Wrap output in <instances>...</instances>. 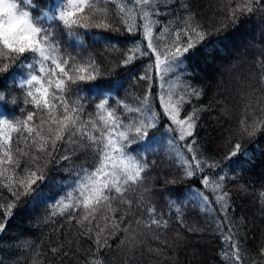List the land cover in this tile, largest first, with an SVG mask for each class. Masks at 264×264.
<instances>
[{"label": "trees", "instance_id": "trees-1", "mask_svg": "<svg viewBox=\"0 0 264 264\" xmlns=\"http://www.w3.org/2000/svg\"><path fill=\"white\" fill-rule=\"evenodd\" d=\"M168 4L167 8L161 7L162 12H167L159 17L162 22L183 15L181 5L186 4L208 34L184 57L182 80L201 90V95L187 98L190 103L183 105L181 118L193 108L203 109L196 121L194 147L199 159L217 166H205L202 172L188 177L185 166L166 143L157 145L154 152L144 153L148 164L144 182L126 194L133 202L131 209L127 205L119 206L121 212L126 213L121 229L130 225L128 232L118 231L111 236L108 240L111 247L102 249L99 257L104 264H231L225 258V254L233 251L231 242L225 240V236H231L239 242L243 264H264V255H261L264 248V128L249 136L242 131L240 123L247 117L251 124L253 113L261 117L260 105H264L260 67V62L264 61V0H260L261 9L247 15L238 14L235 22L228 17V0H168ZM253 4L255 8V0ZM34 5L38 10L47 11L52 0H34ZM109 7L115 11L111 5ZM32 15L38 12L33 11ZM111 23L113 29L108 31L75 29L82 39L80 44L66 34L60 23L49 22L62 51L71 53L80 62L94 60L99 69L96 80L71 85L69 96L82 94L86 113H94L95 105L103 99L95 94L96 86L119 84L121 86L110 93L109 106L126 119L134 118L136 114L123 113L117 101L132 107L139 104L149 87L148 81L141 77L151 61L144 57L124 65L128 50L141 36L128 33L118 18L113 17ZM96 37H107V40ZM21 75L15 66L7 73H0V91L5 96V101L0 103V113L9 118L23 119L26 112L34 110L26 103L25 90L13 82ZM152 77L153 106L155 111L161 112L159 79L154 70ZM104 91L110 92L107 87ZM168 123L161 115L159 126L149 132V140L160 138ZM191 139L177 140V147L188 159L191 153L184 145ZM236 143L241 145L240 154L226 158ZM141 148L142 145L134 144L130 151L140 154ZM92 165L89 151H77L68 161L53 160L46 166L42 163L45 181L39 183L31 195L21 196L7 218L4 210L14 198L7 189H0V221L6 219L7 224L0 234V264H89L97 255L94 233L89 238L68 213H52L58 199L73 185L76 172ZM218 175L225 176L223 191L229 196L226 211H222L216 201L221 193L205 188L201 182L204 176L215 179ZM197 191L207 196L209 202L197 196ZM148 204L155 207L156 219L167 221V227H143L144 222L151 220ZM121 212L116 213L118 220ZM138 220L142 222L140 225L136 223ZM54 248L58 249L55 253Z\"/></svg>", "mask_w": 264, "mask_h": 264}, {"label": "snow or ice", "instance_id": "snow-or-ice-1", "mask_svg": "<svg viewBox=\"0 0 264 264\" xmlns=\"http://www.w3.org/2000/svg\"><path fill=\"white\" fill-rule=\"evenodd\" d=\"M228 3V17L234 22L238 14L247 15L261 9L260 0H255V8L253 0H235V3L228 0ZM109 5L115 9L114 12ZM161 7H169L168 0H52L47 11L36 9L34 0H0V73L9 72L11 66L22 73L13 82L25 90L26 103L34 109L26 112L23 119L9 118L0 113V189H7L14 198L4 210V215L10 217L15 202L21 196L34 193L39 183L45 181L42 163L46 166L53 160L68 161L77 151H89L92 167H82L76 172L73 185L58 199L52 213H68L89 238L94 233L97 255L90 259L89 264H104L99 253L111 247L109 238L118 231L128 232L130 225L121 229L126 213L121 212L119 206L127 205L131 209L133 202L126 194L144 182L148 171L144 153L154 152L157 145L166 143L170 152L185 166L188 177H193L197 171L202 172L205 166H217L199 159L194 147L196 121L203 109L193 108L181 118L183 105L190 103L187 98H199L201 95V90L182 80L184 57L208 34L186 4L181 5L183 15L167 22L159 19L161 15H167ZM33 11L38 15L33 16ZM113 17L119 19L128 33L141 36L139 42H133L122 63L128 65L144 57L151 61L141 77L148 81L149 87L139 104L132 107L117 101L123 113H134V118L126 119L116 108L109 106L110 93L117 90L121 86L119 84L96 86L95 94L103 99L95 105L94 113H86L81 102L82 94L74 98L69 96L71 85L96 80L99 69L94 60L80 62L71 53L62 51L49 24L60 23L68 36L82 44L75 29L108 31L113 29ZM95 39L106 41L107 37ZM260 67L261 85L264 86V61L260 62ZM153 70L159 79L161 112L155 111L152 102ZM105 87L110 90L108 94ZM4 101V93L0 91V103ZM260 110L261 117L253 113L251 124L247 117L241 119V129L249 136L264 128V105H260ZM161 115L169 121L168 126L160 138L149 140V132L159 126ZM173 133L175 135H171ZM189 137L192 139L184 148L191 153L190 159L177 147V140L184 141ZM134 144L142 145L140 154L130 151ZM240 149V143H236L226 158L237 156ZM224 179L223 175L201 179L205 188L221 193L216 196V201L221 204L222 211L229 207L228 193L223 191ZM196 195L205 203L209 202L208 197L199 191ZM147 211L151 220L143 223L144 228L150 229L153 225L167 227V221L155 218L153 205L148 204ZM117 212H121L119 220ZM76 213L80 215L77 217ZM136 223L140 225L142 222L138 220ZM6 227V219L0 221V234ZM225 240L231 242L233 250L230 255L225 254V258L231 264H243L239 242L231 236H225ZM52 251L55 253L58 249ZM261 255H264V248Z\"/></svg>", "mask_w": 264, "mask_h": 264}]
</instances>
